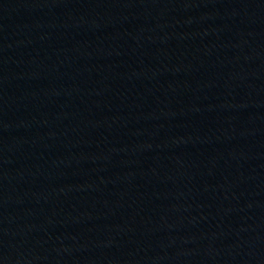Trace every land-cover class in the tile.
Wrapping results in <instances>:
<instances>
[{
	"label": "water",
	"instance_id": "1",
	"mask_svg": "<svg viewBox=\"0 0 264 264\" xmlns=\"http://www.w3.org/2000/svg\"><path fill=\"white\" fill-rule=\"evenodd\" d=\"M0 264H264V0H0Z\"/></svg>",
	"mask_w": 264,
	"mask_h": 264
}]
</instances>
